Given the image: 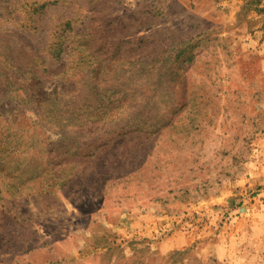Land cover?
Segmentation results:
<instances>
[{
  "label": "rangeland",
  "instance_id": "374dc122",
  "mask_svg": "<svg viewBox=\"0 0 264 264\" xmlns=\"http://www.w3.org/2000/svg\"><path fill=\"white\" fill-rule=\"evenodd\" d=\"M0 264H264V0H0Z\"/></svg>",
  "mask_w": 264,
  "mask_h": 264
},
{
  "label": "trees",
  "instance_id": "16d2710c",
  "mask_svg": "<svg viewBox=\"0 0 264 264\" xmlns=\"http://www.w3.org/2000/svg\"><path fill=\"white\" fill-rule=\"evenodd\" d=\"M40 6H41V5H40ZM40 6H39V7H40ZM44 6H45V4H42V7H40V8H43ZM39 7H38V9H39ZM35 10H37V9H35Z\"/></svg>",
  "mask_w": 264,
  "mask_h": 264
}]
</instances>
